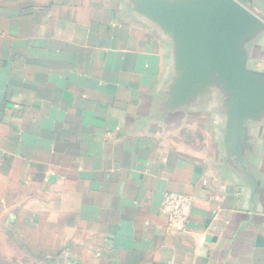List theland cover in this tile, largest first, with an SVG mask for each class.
I'll use <instances>...</instances> for the list:
<instances>
[{
    "label": "crops",
    "instance_id": "1",
    "mask_svg": "<svg viewBox=\"0 0 264 264\" xmlns=\"http://www.w3.org/2000/svg\"><path fill=\"white\" fill-rule=\"evenodd\" d=\"M168 75L122 0H0V264H264V128L253 195L216 114L158 119ZM165 193L191 200L182 232Z\"/></svg>",
    "mask_w": 264,
    "mask_h": 264
},
{
    "label": "water",
    "instance_id": "2",
    "mask_svg": "<svg viewBox=\"0 0 264 264\" xmlns=\"http://www.w3.org/2000/svg\"><path fill=\"white\" fill-rule=\"evenodd\" d=\"M169 46L158 119L216 114L223 166L257 192L258 133L264 128V70L250 67L264 21L237 0H122Z\"/></svg>",
    "mask_w": 264,
    "mask_h": 264
},
{
    "label": "built area",
    "instance_id": "3",
    "mask_svg": "<svg viewBox=\"0 0 264 264\" xmlns=\"http://www.w3.org/2000/svg\"><path fill=\"white\" fill-rule=\"evenodd\" d=\"M191 211V200L178 193H165L160 212L165 216L169 229L177 232L185 230Z\"/></svg>",
    "mask_w": 264,
    "mask_h": 264
},
{
    "label": "rangeland",
    "instance_id": "4",
    "mask_svg": "<svg viewBox=\"0 0 264 264\" xmlns=\"http://www.w3.org/2000/svg\"><path fill=\"white\" fill-rule=\"evenodd\" d=\"M260 49L257 51L258 60L256 61V63H253L250 66V67L256 68L258 70H261L264 67V47L260 48Z\"/></svg>",
    "mask_w": 264,
    "mask_h": 264
}]
</instances>
